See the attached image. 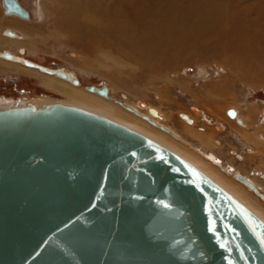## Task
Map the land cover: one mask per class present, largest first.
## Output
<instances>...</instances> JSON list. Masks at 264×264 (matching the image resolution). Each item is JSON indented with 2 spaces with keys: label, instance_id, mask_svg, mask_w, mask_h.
I'll use <instances>...</instances> for the list:
<instances>
[{
  "label": "water",
  "instance_id": "95a60500",
  "mask_svg": "<svg viewBox=\"0 0 264 264\" xmlns=\"http://www.w3.org/2000/svg\"><path fill=\"white\" fill-rule=\"evenodd\" d=\"M0 264H264V222L142 133L72 104H13L0 107Z\"/></svg>",
  "mask_w": 264,
  "mask_h": 264
},
{
  "label": "rangeland",
  "instance_id": "374dc122",
  "mask_svg": "<svg viewBox=\"0 0 264 264\" xmlns=\"http://www.w3.org/2000/svg\"><path fill=\"white\" fill-rule=\"evenodd\" d=\"M19 1L29 11V19L6 15L0 0V52L7 50L49 68L71 71L78 76V89L84 93L89 94L85 85L105 84L110 95L126 105L134 106L141 100L160 107L170 116L173 131L185 139L188 149L205 158L212 154L224 167H238L236 170L258 182L264 194V172H260L264 160L254 162L260 153L252 152L255 139L247 136L252 129L225 114V110L235 108L239 117L247 119L256 107L260 113L258 131L264 134V64L248 67V63L236 59L239 49L231 46L235 38L231 33L233 22H243L247 27L258 21L264 23V0H225L222 12L219 5L224 0H195L202 6L218 7L215 17L224 26L213 30L207 29L211 22L200 20L195 12L188 13L185 22L172 18L163 29L153 28L157 21L150 18L157 10L173 7L174 3L189 8L194 0H142L139 8H147V13L141 18L131 14L135 0H67L68 6L61 4L63 0ZM226 9L228 13L223 16ZM164 21L158 20L159 24ZM68 23L76 24V30L72 31ZM6 28L14 30L20 39L2 34ZM21 66L0 58V107L26 100H67L59 84ZM41 81L51 83L59 92L43 87ZM178 111L196 116L207 143L183 132L176 119ZM112 116L121 122L117 114ZM236 153L244 156L241 165ZM226 176L246 188L233 178V172ZM248 192L254 205L262 204L251 190Z\"/></svg>",
  "mask_w": 264,
  "mask_h": 264
},
{
  "label": "bare ground",
  "instance_id": "6f19581e",
  "mask_svg": "<svg viewBox=\"0 0 264 264\" xmlns=\"http://www.w3.org/2000/svg\"><path fill=\"white\" fill-rule=\"evenodd\" d=\"M17 1L20 3L19 0ZM140 1L142 0H135L132 2L135 5V7L132 9L131 14L135 18H141L143 15L147 13L146 12L147 8H139V5L141 4ZM69 3L70 2H67V0H63L61 2L62 5L65 4L67 6ZM169 3L166 4L165 6H168ZM225 5H226L225 0L219 5L221 12L224 11ZM78 7L80 8V6ZM27 12L28 15L26 17H22L13 12H5V14L6 15L13 14L26 20L29 19L30 17V13L28 10ZM192 12L198 14V18H200V20L204 21L205 18H207L211 22V24L208 23L207 25V29L209 30H213L214 28L217 29L220 26V24L224 26L223 21L221 22L217 21L218 19L215 17L219 13L218 7L217 8L213 7L211 4H207V6H202L198 4V2L195 0L191 3V7L189 8H185V9L179 8L176 7V4L174 3L173 7L169 6L168 8H162L160 10H157L154 16L152 17V19L150 18V20L157 21V24H154L153 26L154 29H163L168 25L170 19L173 18L185 22L186 21L185 19L189 17L188 13H192ZM227 13L228 10L226 9L223 16L227 15ZM164 18L165 21L159 24L158 20ZM72 23L74 22H71V24ZM71 24L70 26H72ZM232 25L233 28L235 26V29L233 30L232 28L231 33L235 34L234 36L235 38L233 37L234 39H232L231 41V46H233L234 48L237 47L239 49V51L236 53V59H241L243 62L248 63V67H257L258 65L264 64V23L261 24V22L258 21L257 24L252 25L250 27L244 26L243 22H237V23L233 22ZM72 27H73L72 31H75L76 30L75 28L77 26L75 24V26ZM244 27L247 28L244 29ZM2 34H5L7 37L12 39H20L19 35L15 33L14 30L12 31L10 28H6ZM87 35L88 33H86V36ZM21 53L23 52L21 51ZM0 58L6 59V61L9 60V62H15V64L19 65V67H20V63H22L21 67L37 72L38 74H40V77H42V79H46L47 81L53 80L54 85L59 84L62 87V89H64L62 92L67 97V100H65L64 102L62 101V103L72 104L84 108L86 110L93 111L97 114L103 115L130 129L142 133L143 135L153 139L154 141L164 146L165 148L173 151L174 153H176L186 161H189V163L195 166L199 171H201L207 177H209L213 182L219 185L223 190L229 193L233 198L239 201L244 207H246L249 211H251L261 221L264 222V194L261 192L258 182L253 180V178H251L249 175L241 173L239 170H236L239 169L238 167H234L233 165H231L230 167L229 165L228 167L222 166L220 163L221 160L217 159L212 154H210L207 158H205L203 155H200L197 152L188 149L185 145L186 142L183 141L185 139H181V137L177 135L178 133H175L173 131L172 128L174 127L169 120L170 116L166 112H164V110H162L160 107L150 103L143 102L141 100L137 101L134 106H129L130 104L126 105L125 102L110 95V90H109L110 88L107 85H106V92L104 94L99 93L95 90L96 87L101 86V85L97 86L95 84H92L93 89L88 88L90 84L85 85L84 88L86 89V91L89 92V94L84 93L83 91L78 89L80 85V81L78 79V76L73 74V72L65 70L63 68H55V69L49 68L45 65L34 62L31 59L24 58L22 56H17L7 50L0 52ZM45 76L50 78L54 77V78L48 79ZM40 85H42L45 88L57 90L58 92L60 90L48 82L45 83L44 81H41ZM90 92L96 94L97 96H100L102 99L105 98L107 102L109 101L111 104H115L117 105V107L119 106L120 108H123L124 110H126V112H123L119 108H116L110 105L109 103L104 102L103 101L104 99L101 100L97 96L95 97L94 95L92 96V94L90 95ZM47 103H51V101L38 103L35 102L34 100H26L21 103L15 102L13 104L16 105L31 104L34 107H41ZM10 104L11 103L6 104L4 106H9ZM255 110L256 111L254 115H249L247 119H245V117L243 119L239 117V111L235 108H229L225 110V114L228 115L230 118L235 119L236 122L243 127L250 126L252 132L247 133V136L251 135L252 137H254L255 148H252V152H255L257 154L261 152L264 153V146H263L264 134L258 131L259 125L257 122L259 121L260 113L257 114L259 110L256 107ZM127 111L131 112V114H128ZM114 114H117L118 117L122 119L124 122L122 120L121 122L117 121L115 118L113 119L112 115ZM141 118H143L147 122L142 120ZM176 119L184 133L198 137L199 139L204 140L205 143H207L208 140L203 135L204 128L197 126L199 122L195 115L191 114L190 112L188 113L185 111H178L176 114ZM164 122H166L165 125L162 124ZM235 159L241 162L238 163V165H241L242 162H244V156L242 153H236ZM231 172H233V178H236L237 180L241 181L243 185L246 186V188H243L241 184L233 181L232 179L226 176ZM255 173L258 174V172H254V174ZM237 175H240L242 179L237 177ZM244 179L250 182L253 187L245 183V181H243ZM248 190H251L262 201V204L258 203V206L254 205L253 203H255V201L248 196L249 195Z\"/></svg>",
  "mask_w": 264,
  "mask_h": 264
},
{
  "label": "crops",
  "instance_id": "0c3cea01",
  "mask_svg": "<svg viewBox=\"0 0 264 264\" xmlns=\"http://www.w3.org/2000/svg\"><path fill=\"white\" fill-rule=\"evenodd\" d=\"M258 158H261V160H264V157H263L262 152L260 153V156H259V157H256L257 160H256V159L254 160L255 163H257V161H259ZM260 165H261V167H260V169H261L260 172H264V163H261Z\"/></svg>",
  "mask_w": 264,
  "mask_h": 264
}]
</instances>
